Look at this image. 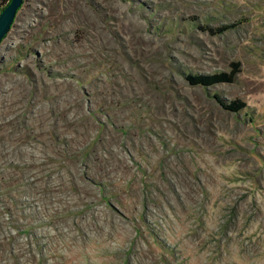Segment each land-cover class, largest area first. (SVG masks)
<instances>
[{
  "label": "rangeland",
  "instance_id": "1",
  "mask_svg": "<svg viewBox=\"0 0 264 264\" xmlns=\"http://www.w3.org/2000/svg\"><path fill=\"white\" fill-rule=\"evenodd\" d=\"M0 264H264V0H25L0 42Z\"/></svg>",
  "mask_w": 264,
  "mask_h": 264
},
{
  "label": "trees",
  "instance_id": "2",
  "mask_svg": "<svg viewBox=\"0 0 264 264\" xmlns=\"http://www.w3.org/2000/svg\"><path fill=\"white\" fill-rule=\"evenodd\" d=\"M10 1L11 0H8L5 5H2L0 7V13L10 3ZM24 2L25 0H23L21 7L18 9L15 19L17 18L18 13L22 9ZM202 28H204L205 30L209 31L212 34H219L229 29V26L222 25L216 28H210L208 26H204ZM235 74H236V70H232L229 73L218 72L214 74H193V75H187L186 80L191 86H201L203 88H209L218 84H227L234 82ZM214 99L222 109L228 112L238 113L246 107V104L240 100H233L230 102H226L217 94L214 95Z\"/></svg>",
  "mask_w": 264,
  "mask_h": 264
},
{
  "label": "water",
  "instance_id": "3",
  "mask_svg": "<svg viewBox=\"0 0 264 264\" xmlns=\"http://www.w3.org/2000/svg\"><path fill=\"white\" fill-rule=\"evenodd\" d=\"M22 3L23 0H11L10 3L0 13V42L9 32L16 17V13L21 7Z\"/></svg>",
  "mask_w": 264,
  "mask_h": 264
}]
</instances>
